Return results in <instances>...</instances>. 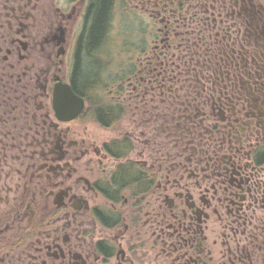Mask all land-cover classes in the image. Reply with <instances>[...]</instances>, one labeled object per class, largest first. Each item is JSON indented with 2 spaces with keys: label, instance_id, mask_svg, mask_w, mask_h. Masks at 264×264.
<instances>
[{
  "label": "flooded vegetation",
  "instance_id": "obj_1",
  "mask_svg": "<svg viewBox=\"0 0 264 264\" xmlns=\"http://www.w3.org/2000/svg\"><path fill=\"white\" fill-rule=\"evenodd\" d=\"M125 1L146 47L83 85L95 0H0V264H264V0Z\"/></svg>",
  "mask_w": 264,
  "mask_h": 264
},
{
  "label": "rangeland",
  "instance_id": "obj_2",
  "mask_svg": "<svg viewBox=\"0 0 264 264\" xmlns=\"http://www.w3.org/2000/svg\"><path fill=\"white\" fill-rule=\"evenodd\" d=\"M129 6L125 0H115L111 7L106 37L94 53V58L83 59V78H94V74L103 67L116 72L121 81H125L124 77L131 73V51L145 48L150 35L147 32L146 14ZM81 27L82 22L78 24L80 31ZM102 54L104 58L100 57Z\"/></svg>",
  "mask_w": 264,
  "mask_h": 264
},
{
  "label": "trees",
  "instance_id": "obj_3",
  "mask_svg": "<svg viewBox=\"0 0 264 264\" xmlns=\"http://www.w3.org/2000/svg\"><path fill=\"white\" fill-rule=\"evenodd\" d=\"M110 2L111 0H95V3L90 11L92 22L89 25L86 33L84 32L85 34L81 36V39L79 41V45H83L88 49L91 58H94L92 52L99 48L104 38L106 37L112 7L109 4ZM83 79V85L92 80V78H88L87 76H85ZM100 106L102 109L98 107L100 110H95L94 112L96 114L99 113L100 115H104L106 113V111L104 110L111 109V106L109 105L100 104Z\"/></svg>",
  "mask_w": 264,
  "mask_h": 264
},
{
  "label": "water",
  "instance_id": "obj_4",
  "mask_svg": "<svg viewBox=\"0 0 264 264\" xmlns=\"http://www.w3.org/2000/svg\"><path fill=\"white\" fill-rule=\"evenodd\" d=\"M52 105L59 118L68 120L81 112L84 100L73 91L70 85L63 83L55 88Z\"/></svg>",
  "mask_w": 264,
  "mask_h": 264
}]
</instances>
